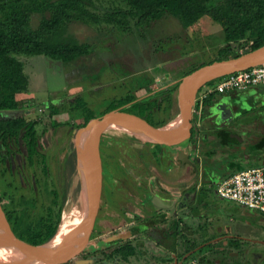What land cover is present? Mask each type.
Instances as JSON below:
<instances>
[{
	"label": "rangeland",
	"instance_id": "obj_1",
	"mask_svg": "<svg viewBox=\"0 0 264 264\" xmlns=\"http://www.w3.org/2000/svg\"><path fill=\"white\" fill-rule=\"evenodd\" d=\"M93 8L100 14L118 8L128 9L121 0H99L95 2V7H91ZM40 19L39 14L32 16L33 28L38 25ZM130 27L129 31H121L113 24L74 23L71 26L73 33L81 42L90 43L93 51L91 49L92 54L82 56L70 63H62L46 56L19 57L25 63L24 70L29 77L30 87L27 95L34 98L37 110L27 117L35 120L42 117L44 122L37 126L40 134L43 132L44 124H48V119L43 115L45 113L42 110L48 100H55L60 104L63 99L69 100L73 95L84 92V97L93 104L94 112L99 113L111 101H118L129 92L138 96V99L150 98L174 86L185 72L219 58L218 51L225 45L222 27L209 16L201 17L188 27H184L176 17L169 15L154 22L150 28L139 29L133 23L132 25L130 23ZM251 43L240 47L238 51L249 52ZM156 76L158 77L154 85H147L145 88L146 84H153ZM145 78L148 80L146 84H144ZM255 100L249 101L251 110L241 108L235 99L220 106L225 109L231 104L232 110L228 111L230 114L233 113L235 118H233L234 122L230 121L228 125L242 132L245 142L249 139L259 140L256 136L259 135L260 127L257 126L256 121L259 119L257 115H261L260 117L264 119V110L258 114V107L254 109L253 106L259 102L264 107V100L257 99V102ZM6 111H11L8 112L11 117L26 116L24 111L17 109ZM176 112H178L177 103H174L169 116L172 114L173 117ZM207 112L209 115L204 120L200 118V113H193L194 128L190 139L191 145L188 146L192 156L199 163L200 175L210 180L224 173L227 167L233 169L227 174L240 169L242 163L238 160L245 157L247 152H244L242 147L237 148L235 144L222 143L217 136L218 132L213 131L212 128L215 127L212 125L213 122L217 124L216 118H219L220 109L215 110L214 105L211 109H207ZM74 116L75 114L71 112V115L64 120L62 116L54 117L59 125L65 122L67 125L46 131L45 136H50V143L44 150L47 155L45 161L35 155L33 164L26 161L25 165L20 164V169H17L19 163H24L22 161L25 159L14 160L11 167L16 171L21 170L17 176H11L7 165L4 166L7 173L5 180L8 182L6 188L0 186V196L3 198L0 204L2 206L4 203L6 209L22 215L18 233L20 230L25 233L35 232L39 218L49 211V207L54 218L62 200L65 206L69 199L77 201L82 195L79 185L81 180L74 181L78 152L72 138L75 136L74 130L80 128L76 127L75 122L73 123ZM220 117L224 118L225 114L222 113ZM261 128L264 130V125ZM244 144L246 146L249 143ZM98 146L107 178L104 180L105 190L101 207L92 223L94 233L86 242L85 249L68 259L65 264H72L71 262L75 264H264V213L221 199L217 194H215L214 206L213 204L210 206L214 211L207 210L209 208L204 207L203 204L196 206L197 210L194 211L196 199H200V195H205L200 185L201 178L196 181L198 185L194 193L188 190L185 209L181 208L180 198L177 195L176 198L171 195V199H175V202L167 206L158 203L155 205L153 199L146 201L147 208L150 205L156 206L154 208L156 217L165 215L167 223L178 221L179 229L176 230L175 240L170 239L164 245L156 242L158 237L156 239L154 237V240L151 238L148 242L140 238L143 243L142 254L139 257L134 255L126 258L125 262L117 255L102 258L99 251H95L94 255L86 259L87 254L85 256L83 254L87 247L99 249L106 247L113 239L130 235L129 230L133 225L131 220L136 219L135 213L138 212L136 207L138 199L142 200V195L146 193L141 184L146 181L144 176L146 168L149 166L155 173L159 171L154 168V162L148 163L147 160L139 157L136 147H142L141 143L107 133L99 139ZM163 149L170 151L169 147ZM153 150L159 152V148L155 147ZM255 153L260 152L254 149L251 155ZM169 154L175 157L174 153L169 152ZM162 160L157 159L155 162L160 166H165L167 161L175 165L172 163L175 159L168 158L166 162ZM123 176H129L132 183H122L119 178ZM4 191L10 192L3 194ZM54 191L59 193L58 198L55 197ZM105 202L107 205L104 204ZM127 203L130 204L126 205ZM139 203L141 204L139 208L144 210L142 203ZM223 204L225 207L222 206ZM120 206L129 217L128 221L126 216L117 215L120 210L116 208ZM3 211L5 213L4 209ZM224 224H236L238 226H235L236 232L218 233L216 227ZM153 234L156 235L155 232ZM191 242H195L196 246L188 250Z\"/></svg>",
	"mask_w": 264,
	"mask_h": 264
},
{
	"label": "trees",
	"instance_id": "obj_2",
	"mask_svg": "<svg viewBox=\"0 0 264 264\" xmlns=\"http://www.w3.org/2000/svg\"><path fill=\"white\" fill-rule=\"evenodd\" d=\"M96 1L99 0H0V149L5 147L10 151L11 144L15 141L18 145L20 141L32 162L31 158L34 154L41 155L37 149L39 142L43 144V134L49 128L48 126L52 128L59 125L54 117L65 105L70 106L69 110L76 112L81 119L78 123L79 127L84 126L92 118L122 106H125L122 112L134 115L141 122L152 127L161 126L167 122V119L162 118V113L169 112L173 107L174 92L178 82L160 94L142 101H137V96L129 92L118 101H111L99 113L94 112L81 95H77L74 100L63 99L59 105L55 100H48L44 105L45 109L43 108L45 113L43 115L48 119V124H44L45 130L41 135L37 126L44 122L42 117L35 120L25 115L11 117L4 113L9 109L24 111V114H27L29 108L37 111L34 98L27 95L30 87L29 77L20 56H46L62 63H70L82 56L92 54L91 44L81 42L73 33L71 26L74 23L113 24L121 31H129L130 23L139 29L150 28L154 22L167 15L176 17L184 27L192 25L203 16H209L222 27L225 43L218 51L219 58L213 61L237 57L247 52H239L238 49L250 42L252 43L248 51L264 44V0H121L128 9L118 8L103 14L97 13L95 8L91 9L95 7ZM34 14L41 16L35 28L31 25ZM197 68L185 72L180 79ZM147 81L145 78L144 84ZM154 83L155 79L153 85ZM147 85L152 84L145 86ZM215 99L218 100L215 93H212L209 98L197 100L194 107L197 111H202L205 107L212 106ZM212 100L214 102L211 104ZM66 101L70 103L67 104ZM17 145L13 144L16 147ZM42 157L45 158V155ZM4 158L0 151L2 163L0 167L4 164ZM6 174L3 165L0 169V186L5 188L8 182L5 180ZM6 192L4 191L3 194H8L10 191ZM54 195L58 198L59 193L54 191ZM2 200L1 197L0 203ZM63 206L64 200L59 203V210L54 218L52 209L49 207V211L39 218L35 232L25 233L20 230L18 233L22 215L9 211L5 205H2L12 232L33 244L43 243L54 235L60 223ZM127 248L130 247L127 246ZM124 249H126L124 246L116 247L109 254H105L113 256L119 251L118 254L127 256L134 252V250Z\"/></svg>",
	"mask_w": 264,
	"mask_h": 264
},
{
	"label": "water",
	"instance_id": "obj_3",
	"mask_svg": "<svg viewBox=\"0 0 264 264\" xmlns=\"http://www.w3.org/2000/svg\"><path fill=\"white\" fill-rule=\"evenodd\" d=\"M262 64H264V44L237 57L213 61L193 70L178 81V87L174 93L178 105L177 118L172 121L168 120L161 126L147 125L136 116L122 112L124 107H119L102 116L92 118L84 126L75 129L72 141L77 148L78 162L82 163L85 169L83 196L81 195L83 201L79 204L82 218L62 239L55 240L54 233L47 241L33 244L17 237L12 232L0 204V251L15 255L18 260H23L8 264H63L85 249L92 232L93 220L99 210L103 189L102 162L98 142L104 134L108 133L129 141L131 139L141 144L176 146L178 148L177 159L181 164L194 165L180 144L191 135L193 108L198 92L205 84L220 76ZM229 101H231L229 98L220 99L215 104V110L218 108L221 112L216 120L219 124H225L226 116L235 118L233 113L230 114L231 104L225 109L220 107ZM237 104L243 109L247 108L245 102L241 100ZM8 112L11 111H5V114L9 115ZM222 113L225 117L221 119Z\"/></svg>",
	"mask_w": 264,
	"mask_h": 264
},
{
	"label": "flooded vegetation",
	"instance_id": "obj_4",
	"mask_svg": "<svg viewBox=\"0 0 264 264\" xmlns=\"http://www.w3.org/2000/svg\"><path fill=\"white\" fill-rule=\"evenodd\" d=\"M145 88H147V86H145ZM77 95H81L83 97L85 103L92 108L93 104L88 102L87 98L84 97V92H80V93H78L76 95H73L72 96L73 97L72 100H74V98ZM211 95L212 94H210L209 97ZM146 99H148V97L140 99V101L146 100ZM212 102H213V100H212ZM212 102H211V104H212ZM66 103L68 104V103H70V101H66ZM96 103H98V102H96ZM58 105H59V103H58ZM45 107L46 106H43L42 108L45 109ZM69 108H70V106L65 105V107H63L62 110H60V112L55 117L62 116V120L66 119L69 115H71V112H73V111L69 110ZM207 109H211V106L208 107V108L205 107L200 112L197 111L195 109V107H194L193 108V113L194 112L195 113H200V118L204 120L205 117L209 115L208 112H207ZM34 112L35 111H33L30 108V110H28L26 116H28L29 114H32ZM261 112H262V110H258L257 113L259 114ZM73 113L75 114L74 119H73V123L75 122L77 124L76 127H79L78 123L81 122V119L78 118L76 112H73ZM260 116L257 115V117L259 119L256 121V124L261 129V127L264 125V119H262V117H260ZM213 120H215V119H213ZM226 121L227 122H225V124H222V125L218 124V123L216 124V123L213 122L212 125H215V127H212L213 131H217L218 132L217 136L222 141V143H225V145L226 144H235V145L236 144H240L241 142L239 141V138L235 137L236 136V134H235L236 132L233 131L234 129L231 127V125H228L230 123V121H231V123L234 122V119L230 118L229 116H226ZM63 125H67V123L65 122V123H63ZM63 125H57V126L59 127V126H63ZM57 126L52 127V128H56ZM69 126H72V125H69ZM193 128H194V125H193V116H192L191 135L186 140V142L181 144V146L185 149L186 153L189 155V157L193 161V163L195 165V168H194V165H189L187 163L181 164V162L177 159V156H178V151L177 150L178 149L174 150V149H171V147H170V151H169V150H164L163 149L164 147L151 146V144L150 145H141L142 147H140V146L136 147V151H138L137 153H138L139 157L142 158L143 160H147L148 163L154 162L155 163V167L154 168L159 169V171L155 170L156 171V173H155L153 171V169L150 168L149 166H148V168H146L145 175H144L146 181L144 180L143 183L141 182V184L143 186V189L146 190V193H144V195H142V200L138 199V204L136 206L138 208V210H137L138 212L136 211L137 213H135L136 215H135L134 218H136V219L131 220L133 225H132L131 229L129 230L130 235L128 237L126 236L125 238L113 239V241H110L107 244L106 247H100L99 249H97V248L95 249V247H87L86 248V252L83 254L84 256L87 254L86 259L89 258L91 255H94L95 251H99L100 254L102 255V258H107L108 257L107 254H109L110 251L115 250L116 247L121 248V247L124 246V248H126L124 250H129V249L132 250V251L134 250V252L132 254H129L127 256H124L123 254H118L119 251L118 252L116 251L117 254H115V255H117L122 261L125 262L126 258H130V257H132L134 255L139 257L142 254L141 253V249H142L143 243L141 242L140 238H142L145 242H148V240H151V238L154 240V237H155V239L158 237L157 238L158 240L157 241L155 240L158 244H164L166 241L169 242V240L173 239V238L175 240L177 235L174 236V233L176 232L177 229H179V227L177 226L178 225L177 224L178 221L177 220H173V221H169L167 223L165 215H159V217H156L157 215L155 214V210H154V208L156 207L155 205L157 203L159 205L161 204L162 206L171 205V203H173V201L175 202V199H173V200L171 199V195H174V196L177 195V197L180 198L179 200H180L181 208L185 209L187 207V197H186V195L188 193V190L189 191H193L192 193H194V190L196 189V186L198 185L196 181L199 180L200 178L202 180L201 183H200L201 189H203V193H205V195H200L201 198L200 199H196V205H195L193 210L194 211L197 210V209H195V208H197L196 206H199L200 204H203L204 207L209 208L207 210L214 211L212 208H210V206L213 203H215V201H214L215 200V193H214L215 186L223 177L228 175L227 173H229L233 169H230L229 167H227L226 169H224L225 170L224 173H221L220 175H217L216 177H212L213 179H210V180H207L206 176H203V175L201 176L200 175L201 173H200L199 163H198L197 160L194 159V157L192 156L191 152L189 151V146L191 145L190 139H191L192 134H193ZM50 129H51V127L47 128L46 131H50ZM44 130L45 129L43 128L42 131H44ZM46 131H45V134H46ZM259 131H262V129L259 130ZM41 134L39 133V135H41ZM45 134H43V144H40V142H39V146H38V149H37L41 153L40 157H41V159H43V161H45V159L47 158V155L44 152V150H45L46 146L49 145V143H50V136L49 135L45 136ZM256 137L259 138V135L256 136ZM18 142H19L18 145H17V143L15 141L13 143V144H16L17 147L13 146V144H11L10 148L13 149L14 151L11 150V149H10V151H8V149H6L5 147H2L0 149L2 155L5 157L4 161H3L4 162L3 165L4 166L7 165V169H8L9 174L11 176H15V175L17 176V175H19L21 173L20 172L21 170L16 171L15 168L11 167L12 163L14 162V160L18 161V160H21V159L22 160L25 159V161H22L24 163H19V165L16 167L17 169H20V164L21 165H25L26 161H28L29 164H31V163L33 164L35 162L34 156L37 155V154H34L32 156V158H31L32 162H30L31 160H29V158H28V152L26 151L25 146L22 145L20 141H18ZM260 142L261 141H259L258 143H257V141H252L251 143H252V145H253V143H256V147L255 148L257 149V148H260V144H259ZM41 145H43V146H41ZM155 147L159 148V152L160 153L155 151V150H153ZM166 152H168V154H165ZM169 152L170 153H174L175 157L170 156ZM42 155H45V158H43ZM161 158L163 160H165V162L167 161L168 158H169V160H170V158L171 159H175L174 161H172V163H174L175 165L169 164L170 162L168 163V161L165 164V166L157 165L155 160H157V159L162 160ZM161 163H163V162H161ZM0 164H2V163L0 162ZM228 165H229V163L227 164V166ZM120 169L123 170L122 166H120ZM102 172H103V189H102V195H101L99 210H100L101 203H102L103 192L105 190L104 189L105 188L104 180H105V178H107V176L105 175L103 162H102ZM151 173H153V175H150ZM119 180L122 183H124V184L125 183H129V184L132 183L131 178L129 176L128 177L127 176H123V177L119 178ZM143 196H145V197H143ZM193 197H195V196H193ZM0 198H1V196H0ZM175 198H176V196H175ZM149 200L154 201V204L155 203L156 204L155 205H150V207L147 208L146 207V201H149ZM139 202H141L142 205L144 206V210L139 208V205H141ZM2 204L4 205V203H2ZM104 204L107 205L106 202ZM129 204L130 203H127L126 205H129ZM134 206H135V204H134ZM213 206H214V204H213ZM116 209L120 210L117 215L126 216L127 217V215L124 213V211L121 208V206L119 208H116ZM139 212H141L142 214H139ZM6 219H7V217H6ZM128 220H129V217H127V221ZM127 221H125V223ZM212 224H214V222ZM235 226H237V225L236 224H234V225H232V224L231 225L224 224L223 226H219L218 225L216 228L218 230L220 228L221 229L220 232L223 231L224 233L225 232H227V233H229V232L231 233L232 232L233 233V231L236 232L235 231ZM117 228H120V227H117ZM117 228H113V229H117ZM161 228H163V229H161ZM166 228H168L167 231H166ZM185 229H186V227H185ZM154 232L156 233L155 236L153 234ZM93 233H94V231L91 232L92 235H93ZM127 246H129L130 248H127ZM195 246H196V243L195 242H191L190 246H189L190 248L188 250L192 249V247H195ZM105 253H107V254H105ZM71 263L75 264L74 262H71Z\"/></svg>",
	"mask_w": 264,
	"mask_h": 264
},
{
	"label": "built area",
	"instance_id": "obj_5",
	"mask_svg": "<svg viewBox=\"0 0 264 264\" xmlns=\"http://www.w3.org/2000/svg\"><path fill=\"white\" fill-rule=\"evenodd\" d=\"M261 84H264V64L220 76L217 82L205 84L196 101L215 91H241ZM215 189L224 200L264 213V165L233 172L223 177Z\"/></svg>",
	"mask_w": 264,
	"mask_h": 264
},
{
	"label": "crops",
	"instance_id": "obj_6",
	"mask_svg": "<svg viewBox=\"0 0 264 264\" xmlns=\"http://www.w3.org/2000/svg\"><path fill=\"white\" fill-rule=\"evenodd\" d=\"M157 77L158 76H156L154 79H155V81H156V79H157ZM219 79V77L218 78H216L215 79V82H217V80ZM178 82V81H177ZM176 82V83H177ZM211 82H213L214 83V80L213 81H211ZM212 83V84H213ZM151 86H153V84L151 85ZM176 91V90H175ZM145 93H146V91H144ZM175 93V92H174ZM199 93V92H198ZM215 93V97H217V99L218 100H216L215 99V103H213L214 102V100H213V105L211 106V107H213L215 104H216V102L217 101H219L220 99H222V100H224V99H228L229 98V100H236V101H239V100H241V101H243V102H245V104L247 105L246 107V109L247 110H251V108L249 109V101L250 100H255L256 102H257V99H258V101L259 100H261V99H263L264 100V84H261V85H256V86H252V87H249V88H247V89H245V90H241V91H227V92H224V93H219V92H217V91H215L214 92ZM198 95V94H197ZM138 97V96H137ZM209 97V96H208ZM138 99V98H137ZM138 100H140V99H138ZM137 100V101H138ZM174 103H177V101H176V98H175V94H174ZM218 103V102H217ZM173 106H174V104H173ZM123 107V106H122ZM125 107V106H124ZM256 107H258V109L259 110H264V107H263V105L261 104V103H259L258 102V104L256 105V106H253V108L255 109ZM252 108V109H253ZM172 109V108H171ZM247 110H245L246 112H247ZM244 111V112H245ZM170 112H171V110L169 111V112H167V113H162L163 115H166V116H163L162 115V118H164V119H167V121L168 120H170L171 118H172V114H171V116H169L170 115ZM170 117V118H169ZM216 120H217V118H216ZM217 122V121H216ZM218 123V122H217ZM219 124V123H218ZM222 125V124H221ZM262 129V128H261ZM260 129V130H261ZM233 131H235L236 133V135L237 136H235L236 138H239V141L241 142L240 144H236L237 145V148H239V147H242V149H244L245 151L244 152H247V153H245V157H242V158H240L238 161H239V163H242V165H240V167H242L243 169H247V168H250V167H259V166H262V165H264V130H262V131H259V140L257 141V143L259 142V141H261L259 144H260V148H257L258 150H259V154L258 153H255V154H253V155H251L252 154V150H254V149H256L255 147H256V143H253V145H252V140H250L249 139V141L248 142H245V136H242L243 134H242V132H240V131H237V130H233ZM248 133H250V131L248 132ZM184 142H186V140L184 141ZM184 142H182V143H184ZM238 142V141H237ZM181 143V144H182ZM244 143H249L248 145H246L245 146V144ZM181 144H180V146H181ZM141 145H150V144H141ZM252 145V146H251ZM151 146H159V147H169V146H164V145H155V144H151ZM244 146V147H243ZM258 146V145H257ZM182 147V146H181ZM170 148V147H169ZM171 149H178L176 146H173V147H171ZM249 152V153H248ZM257 154V155H256ZM247 155H249V157L247 156ZM255 155V156H254ZM245 161V162H244ZM242 170V169H241ZM236 171H238V170H236ZM229 175V174H228ZM216 187V186H215ZM214 193L216 194V192H215V190H214ZM222 199V198H221ZM222 206H224V204L222 205ZM225 207V206H224ZM227 207H230V206H227ZM238 207V206H237ZM240 225V224H239ZM224 228V227H223ZM218 230V229H217ZM220 228H219V230H218V232H220Z\"/></svg>",
	"mask_w": 264,
	"mask_h": 264
},
{
	"label": "bare ground",
	"instance_id": "obj_7",
	"mask_svg": "<svg viewBox=\"0 0 264 264\" xmlns=\"http://www.w3.org/2000/svg\"><path fill=\"white\" fill-rule=\"evenodd\" d=\"M177 110H178V105H177ZM178 112H176L173 117L170 119L175 120L177 118ZM130 141H133L130 139ZM123 144V143H122ZM77 150V148H76ZM79 158L76 161V168H77V173L75 175L76 179L74 181H78L79 179L81 182L79 183L82 194L84 190V168L82 163L78 162ZM83 196V195H82ZM80 197L77 201H73L72 199H69L67 203L65 204L62 215H61V220L58 225V228L55 232V236L53 237L55 240L62 239L69 231L80 222V219L82 218V214L80 215V210H79V204L81 201H83V197ZM20 260V259H19ZM15 255H12L10 253L0 251V263L3 264H8L11 262H16L19 261ZM23 261V260H20Z\"/></svg>",
	"mask_w": 264,
	"mask_h": 264
}]
</instances>
